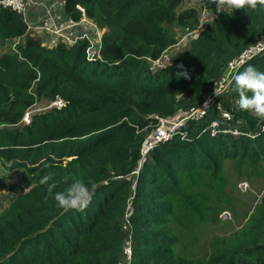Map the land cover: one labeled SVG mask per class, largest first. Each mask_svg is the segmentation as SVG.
I'll list each match as a JSON object with an SVG mask.
<instances>
[{
  "label": "trees",
  "instance_id": "16d2710c",
  "mask_svg": "<svg viewBox=\"0 0 264 264\" xmlns=\"http://www.w3.org/2000/svg\"><path fill=\"white\" fill-rule=\"evenodd\" d=\"M183 2L64 0L69 19L80 20L82 8L102 30L101 60L94 61L86 59L88 39L46 47L39 31L28 32L20 14L0 7V39L21 41L17 56L0 55V156L38 176L0 214V264H117L126 224L133 264H195L175 257L177 238L169 226L176 201L196 210L184 195L186 175L214 176L226 159L262 160L264 119L238 107L232 79L226 99L187 121L184 139L177 135L156 145L138 168L140 147L156 116L173 117L198 105L228 63L261 42L264 6L218 13L171 65L154 70L151 62L175 43L166 27L198 24L197 5L180 9ZM248 65L264 72V52L235 74ZM43 93L53 101L61 97L63 105L38 111L21 124ZM218 102L231 119L221 117ZM232 128L242 133L224 132ZM49 173V183L57 184L51 195L40 182ZM75 180L95 184V194L84 211H65L54 196ZM242 233L247 245L234 246L230 238V249L203 264H264V194Z\"/></svg>",
  "mask_w": 264,
  "mask_h": 264
},
{
  "label": "rangeland",
  "instance_id": "374dc122",
  "mask_svg": "<svg viewBox=\"0 0 264 264\" xmlns=\"http://www.w3.org/2000/svg\"><path fill=\"white\" fill-rule=\"evenodd\" d=\"M194 4L200 13L197 26L166 27L167 33L175 43L166 48L156 61L151 62L152 69L171 65L176 55L190 47V42L195 40L202 30L208 28L220 13L217 11V4L209 2L208 7H204L202 0H184L180 9L188 5L195 6ZM78 9L84 14L82 8ZM229 10L231 9L224 11ZM101 32L102 30L100 34ZM20 44L18 39H0V55L10 53L17 56ZM28 91L33 92V87ZM62 105L61 97L58 96L53 101L43 93L39 98L35 97V103L28 107L21 118V124H27L31 116L38 111ZM37 178V172L28 170L22 163L0 156V214L18 195L34 186ZM183 187L185 197H189L197 206L196 210L187 205L180 208V204L177 205L180 200L175 202L176 210L169 217L172 234L177 238L173 248L175 257L203 264L215 254L230 249L231 246L226 242L230 238L235 240L234 246L248 244L249 238L244 237L242 231L264 194V158L257 163L248 159H226L214 176L210 173L186 175ZM124 238L125 241L132 240L127 224L124 228Z\"/></svg>",
  "mask_w": 264,
  "mask_h": 264
},
{
  "label": "built area",
  "instance_id": "2783aa9c",
  "mask_svg": "<svg viewBox=\"0 0 264 264\" xmlns=\"http://www.w3.org/2000/svg\"><path fill=\"white\" fill-rule=\"evenodd\" d=\"M202 1L204 7H208L210 0H202ZM0 7L2 9H9L16 12L17 14H20L23 20L27 24V29L28 30L33 29V26H30L29 23L27 22V18L25 15L26 0H0ZM75 22H77L75 24L84 22V23L92 24L93 28L96 27V25H94L91 21L86 19L84 14H82L80 20ZM66 27L67 26L62 24L60 25L59 28L53 30L54 32H57L60 43L66 45H72L77 40L86 38L89 41V45L87 46L85 51L86 59L88 61L101 60L100 40L97 44H94L89 40L86 33L82 35H77L73 38H68L67 35L62 33ZM41 29H43V27L39 26L37 31H40ZM45 29L49 31L51 28L46 27ZM19 40L20 38H18V41ZM262 52H264V37L261 40V42H259L256 45L247 47L238 55L236 59H233L228 63L224 74H222V76L216 81L217 83L223 84V88L220 96H216L214 94V88L216 84L215 82L212 85V87L203 94L202 99L198 105L191 106L184 113L175 115L173 117L162 118L156 116L155 117L156 123L154 124L153 130L145 137L140 147V162L138 163V168L140 167L142 160L148 155L150 150H152L156 145L165 142L167 140H170L171 138L177 135H179L181 139H184L187 134L183 131L182 128L186 126L187 121L189 119L202 118L205 115L208 107H210L213 104V102H215L218 98L226 99V93L228 91V87L232 81V77L234 76L236 70L246 61L250 60L253 56L260 54ZM57 104H60V102H57ZM216 108L219 111L221 117L227 120L231 119V112L225 109L222 102H218L216 104ZM216 126H217V121H213L210 125V127H212L213 129L216 128ZM212 131H213L212 133L215 132V130ZM224 132H231L235 135H239L242 133L236 130L235 128L224 130ZM133 173L136 174L137 170H135ZM117 264H133L132 240L126 241V245L123 249L122 257Z\"/></svg>",
  "mask_w": 264,
  "mask_h": 264
},
{
  "label": "clouds",
  "instance_id": "9594fccd",
  "mask_svg": "<svg viewBox=\"0 0 264 264\" xmlns=\"http://www.w3.org/2000/svg\"><path fill=\"white\" fill-rule=\"evenodd\" d=\"M210 3L218 5L217 11L225 9H256L264 6V0H210ZM181 68L183 65L180 66ZM187 76V72H182ZM234 90L238 93V107L241 110L253 113L257 118L264 119V72L254 65H248L243 71L237 72L233 77ZM223 84H215L214 94L220 96ZM53 174L49 173L42 177L41 183L48 185V192L51 195L57 187L55 182L49 183ZM96 185L89 186L83 180H75L64 191L55 193L54 199L57 206L65 211H84L92 202Z\"/></svg>",
  "mask_w": 264,
  "mask_h": 264
},
{
  "label": "crops",
  "instance_id": "0c3cea01",
  "mask_svg": "<svg viewBox=\"0 0 264 264\" xmlns=\"http://www.w3.org/2000/svg\"><path fill=\"white\" fill-rule=\"evenodd\" d=\"M25 15L29 25L33 26L32 32L37 31L39 26L43 27L37 33L42 36V43L46 47H54L60 43L57 32L53 30L62 24L67 26L62 33L68 38L86 33L92 43L97 44L100 40V30L93 28L92 24L84 22L75 24L77 22L69 19L64 10V0H26ZM46 27L51 29L48 31Z\"/></svg>",
  "mask_w": 264,
  "mask_h": 264
}]
</instances>
